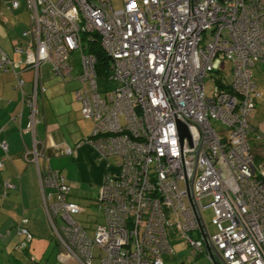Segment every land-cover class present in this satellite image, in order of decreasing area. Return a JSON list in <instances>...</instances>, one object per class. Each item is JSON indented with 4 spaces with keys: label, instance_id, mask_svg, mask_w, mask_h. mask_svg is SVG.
I'll list each match as a JSON object with an SVG mask.
<instances>
[{
    "label": "built area",
    "instance_id": "obj_1",
    "mask_svg": "<svg viewBox=\"0 0 264 264\" xmlns=\"http://www.w3.org/2000/svg\"><path fill=\"white\" fill-rule=\"evenodd\" d=\"M5 6L13 11L19 3ZM24 6L22 36L29 44L15 53L18 64L34 71L29 95L14 76L30 112L28 129L33 133L37 97L45 93L39 66L70 81L68 61L78 51L82 87L74 96L93 124L87 143L99 158L119 160L107 164L96 194L102 223L87 230L75 219L83 209L69 200L64 177L46 164V147L34 141L24 150L25 161L36 166L63 264H92L94 249L99 264H164L173 234L189 247V261L203 257L212 264L208 242L226 264H264V164L255 162L250 143L261 98L252 69L264 64V0H124L119 9L111 0H24ZM93 46L106 60L103 77ZM225 64L229 91L217 84L227 75ZM14 68L0 52V71ZM205 81L216 86L211 96ZM0 151L1 170L2 140ZM3 187L15 188L8 181ZM205 209L213 214V234L203 222ZM23 223L15 232L19 251L32 238Z\"/></svg>",
    "mask_w": 264,
    "mask_h": 264
},
{
    "label": "crops",
    "instance_id": "obj_2",
    "mask_svg": "<svg viewBox=\"0 0 264 264\" xmlns=\"http://www.w3.org/2000/svg\"><path fill=\"white\" fill-rule=\"evenodd\" d=\"M9 2L10 0H6L5 5ZM5 7L0 9V52L9 58L15 68L6 73L0 71V140L7 144V156L0 170V212L6 219L2 224L0 219V225L1 230L15 229L5 231L6 235L2 238L15 237V241H18L15 232L21 221L25 220L22 227L32 238L34 234L32 227L42 223L44 219L46 222L36 166L25 161L23 157L24 150L30 149L34 141L46 147V164L58 170L64 177L70 187L69 200L77 205L78 187L88 185L97 192L108 169V163L107 160L99 158L94 148L87 143L91 136L85 131L78 134L80 105L74 96L76 90L72 89L73 93L69 92L68 85L65 86L70 83L71 87L74 80L63 84L58 79L49 81L43 72L47 64L39 66L38 81L45 88V93L37 97L33 133L28 129L30 112L23 103L14 76L16 73V77L23 80L22 92L26 96L29 95L34 81V71L18 64L21 55L15 53L16 48L29 44V38L22 36L28 28H26L28 18L26 25L20 20L18 16L20 5L13 11H8ZM65 149L71 151L69 155L65 154ZM256 151L258 152L254 153L255 156L259 153L264 154L261 147ZM2 156L0 151V158ZM41 163L39 160V164ZM5 181L15 188L6 191L3 187ZM58 256L62 257L61 251L57 254V260Z\"/></svg>",
    "mask_w": 264,
    "mask_h": 264
},
{
    "label": "rangeland",
    "instance_id": "obj_3",
    "mask_svg": "<svg viewBox=\"0 0 264 264\" xmlns=\"http://www.w3.org/2000/svg\"><path fill=\"white\" fill-rule=\"evenodd\" d=\"M5 1L6 0H0V9H4L5 7ZM11 1V0H10ZM124 0H111L112 7L114 9H119L122 7ZM19 5L21 8L18 10V16L20 20L25 25L27 24V13L24 6V0H18ZM17 10V9H16ZM28 25L26 26V28ZM26 30V29H25ZM78 57L79 52L75 51L73 54H71L70 59L68 63L74 68L71 72V75L73 77L72 86L70 87L69 84H65V86L68 85L67 91L72 92V89L79 90L82 87V84L79 80L76 78L81 75V68L78 63ZM230 66L228 64H225L224 71L226 72V80L227 82H231L232 74L229 71ZM48 70V73H47ZM44 76L48 78L49 81L58 79L61 84L67 83L68 80L63 81L61 77H53L50 66H46V69L43 71ZM252 81L256 85V88L258 92L260 93V100L257 102L255 107V113L251 117V125L253 127V132L250 135V143L254 144V135L261 133L264 134V64H257L252 69ZM85 88H88V84L84 83ZM215 84H213L210 81H205L204 84V93L206 96H211L213 94V91L215 90ZM73 93V92H72ZM79 103V102H78ZM81 106V104L79 103ZM213 126L215 128L220 127L219 124L213 123ZM93 130V124L91 121H87L83 119L81 116V113L78 111V134L81 133V131H85L88 136H91ZM261 146L264 149V140H262ZM259 141H256L255 143H258ZM261 148V149H262ZM66 152V151H65ZM259 158H261V162L264 163V154L259 153L258 156H256V160L258 162ZM45 159L47 160V156H45ZM255 161L256 163H258ZM119 162L117 157H110L107 159L108 165L116 166ZM111 169V168H110ZM81 188V189H80ZM78 187V205L82 207L83 212L80 213L75 217V219L79 222L80 226H82L85 229H89L90 227H94L96 224H101L103 217L102 214L97 210V206L94 203L96 194L95 188H91L88 185L81 187ZM204 225L207 229V232L209 234H213L215 232V227L211 225V219L213 218V214L211 209H205L201 213ZM0 219L1 224L5 222L4 217L1 216L0 212ZM33 238L31 242L27 244V249L25 251L21 252L16 248V241L14 238H2L6 235L5 231H15L14 228L12 229H2L0 225V264H63V258L58 256V260L56 259L57 254L60 252L59 246L57 245V242L49 228L48 222L45 219L42 220V223L35 224L33 227ZM90 230V229H89ZM194 236V235H193ZM172 245V252L171 253H164L162 254L161 258L164 264H209L208 261L205 258H198L197 260L192 257V261L190 262L188 260L189 256V248L187 247V244L185 241H181L179 237L175 239V235L173 234L171 237H169ZM15 241V242H14ZM6 253V254H5ZM93 264H99V251L94 249L93 250ZM187 256V257H186ZM57 260V261H56Z\"/></svg>",
    "mask_w": 264,
    "mask_h": 264
},
{
    "label": "trees",
    "instance_id": "obj_4",
    "mask_svg": "<svg viewBox=\"0 0 264 264\" xmlns=\"http://www.w3.org/2000/svg\"><path fill=\"white\" fill-rule=\"evenodd\" d=\"M89 51L91 52L92 51V53H94L95 54V57H96V59H97V64H96V72H97V74L99 75V76H101V77H103V76H105L106 75V66H105V62H106V60H105V57H104V55L101 53V50L98 48V47H96V46H93L92 48L90 47L89 48ZM224 78V79H223ZM225 85H224V84ZM227 83V84H226ZM217 84H220L219 86H220V88L221 89H224V90H226V91H229L228 90V88H229V85H228V82H227V80H226V77H224V76H218L217 77ZM224 86V87H223ZM258 91V90H257ZM88 121V120H87ZM262 140H264V136H263V139ZM261 142H263V141H259L258 143H255L254 142V144H251V146H252V149H253V151H254V153L256 152H258V151H256V149L258 148V147H261L262 148V146H261ZM262 150L264 151V149L262 148ZM255 155V154H254ZM255 158V161H257L256 160V156L254 157ZM259 161L261 162V158H259ZM258 162V161H257ZM18 226V225H17ZM17 226H16V228H17ZM19 239H20V237H18ZM18 239V241H16V243L18 242L19 243V240ZM25 249H27V247L25 248ZM25 249L23 250V251H25ZM23 251H21V252H23ZM25 253L27 254V252L25 251ZM57 257V256H56ZM57 261V260H56Z\"/></svg>",
    "mask_w": 264,
    "mask_h": 264
},
{
    "label": "water",
    "instance_id": "obj_5",
    "mask_svg": "<svg viewBox=\"0 0 264 264\" xmlns=\"http://www.w3.org/2000/svg\"><path fill=\"white\" fill-rule=\"evenodd\" d=\"M179 128L181 130V134L183 136H187V132H186L185 128L183 126H181V125H179ZM205 248H206V251L211 256L212 264H226L225 261L220 256V254L218 253V251L211 244L206 242L205 243Z\"/></svg>",
    "mask_w": 264,
    "mask_h": 264
},
{
    "label": "bare ground",
    "instance_id": "obj_6",
    "mask_svg": "<svg viewBox=\"0 0 264 264\" xmlns=\"http://www.w3.org/2000/svg\"><path fill=\"white\" fill-rule=\"evenodd\" d=\"M224 79V78H223ZM224 84V83H223ZM227 84V83H226ZM220 85V84H219ZM225 85V84H224ZM216 87V86H215ZM224 87V86H223ZM225 89V88H224ZM227 90V89H226ZM229 90V89H228ZM188 247V246H187ZM189 248V247H188ZM162 256V255H161ZM187 257V256H186ZM162 259V258H161ZM195 260H197V259H195ZM191 262V261H190ZM93 264V263H92Z\"/></svg>",
    "mask_w": 264,
    "mask_h": 264
}]
</instances>
